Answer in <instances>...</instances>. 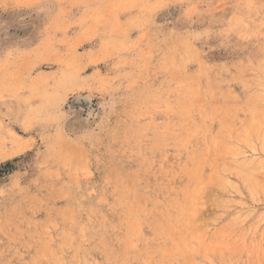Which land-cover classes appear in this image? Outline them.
<instances>
[{
	"label": "rangeland",
	"instance_id": "obj_1",
	"mask_svg": "<svg viewBox=\"0 0 264 264\" xmlns=\"http://www.w3.org/2000/svg\"><path fill=\"white\" fill-rule=\"evenodd\" d=\"M0 264H264V0H0Z\"/></svg>",
	"mask_w": 264,
	"mask_h": 264
}]
</instances>
